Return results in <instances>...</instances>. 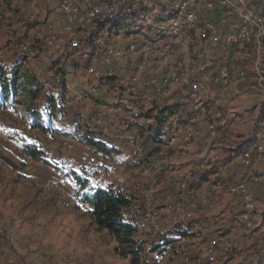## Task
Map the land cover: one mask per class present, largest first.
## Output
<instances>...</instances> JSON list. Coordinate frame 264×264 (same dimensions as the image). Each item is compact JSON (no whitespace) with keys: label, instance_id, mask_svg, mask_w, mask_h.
I'll list each match as a JSON object with an SVG mask.
<instances>
[{"label":"built area","instance_id":"2783aa9c","mask_svg":"<svg viewBox=\"0 0 264 264\" xmlns=\"http://www.w3.org/2000/svg\"><path fill=\"white\" fill-rule=\"evenodd\" d=\"M4 1L0 0L2 44L9 46L12 57L7 60L8 53L0 48L2 66H21L60 101L72 88L60 65H45L46 56L58 63L73 59L78 69L70 72L77 80L105 86L115 94L113 112L123 111L118 129L126 132L109 133L95 108L89 125L78 128L79 135L128 146L131 158L142 167L151 163V157L172 150L177 140L189 141L193 135L205 143L196 157L198 175L216 166L222 179L233 177L225 186L213 184L204 190L192 180L176 183L173 198L166 199L167 229L158 221L160 210L150 195L155 180L139 183L142 206L130 221L137 230L152 229L159 235V248L205 237L203 264H233L234 243L211 229L217 192L226 196V206L233 212L229 229L234 238L250 233V252L264 257V201L254 189L264 177L250 174L256 154L264 152V0H6L7 7ZM104 81L111 83L103 85ZM242 86L250 97L256 93L260 98L251 121L260 130L224 144L229 120L216 110L201 131L196 120L207 118L212 92L225 91L230 97L231 89ZM177 101L188 108L186 123L163 132L166 143L151 137L150 129L134 126L137 115L151 105L175 109ZM91 184L106 187L101 179ZM12 242L11 237L0 236V249L7 251ZM9 258L16 264L14 256ZM69 258L74 262V255ZM156 258L153 254L152 264Z\"/></svg>","mask_w":264,"mask_h":264},{"label":"rangeland","instance_id":"374dc122","mask_svg":"<svg viewBox=\"0 0 264 264\" xmlns=\"http://www.w3.org/2000/svg\"><path fill=\"white\" fill-rule=\"evenodd\" d=\"M4 2L6 7L10 6L6 0ZM2 12L3 9L0 8V23L4 19ZM2 43H4V32L0 29V48L8 53L5 56L8 60L12 57L10 54L12 51L8 45ZM46 58L45 65L49 63L52 66H61L65 79L72 88V91L60 100L64 103V113L61 118L64 124L57 125V128L64 127L65 133L43 135L38 130L29 128L27 117L20 112L23 109L21 106H16L15 110L13 108L0 110V221L4 223V227L0 225V236L13 239V242L6 246L7 251L3 252L0 249V264H12L9 256L16 258V264H129L130 260L123 258L114 249L115 241L107 236L106 232L99 231L92 223L87 206L81 202L78 203L77 198L74 200L77 205L75 213L64 222L54 221L49 224L46 220H42L44 214H54L57 211L54 204L57 189L67 197L78 190L76 184L68 179L65 173L67 170H72V167H76L80 172H85L90 183L91 181L94 183L97 179H101L105 184L112 181V185H118V187L123 186L124 181L128 183V186L131 183L134 186L131 188L133 196L135 193L138 195L136 204L139 208L142 206V196L137 190L138 184H148L154 179L155 184L150 195L154 199L153 206L160 210L158 221L162 223L163 228L167 229L170 213L166 211L168 206L166 199L173 198L175 194L173 186L176 183L195 181L193 174L200 163L199 159L187 157L185 143L180 140L174 142L171 145L172 150L162 156L151 157L149 159L151 163L145 167L131 164L135 161L131 158L130 148L126 145H121L124 151L117 156L119 157L117 161L97 156L91 148L74 137L72 130L89 125L92 115L96 113L95 108H98L101 113L99 118L108 128L109 133L126 132L117 129L116 126L122 118L123 111L113 112V108L116 107L114 104L117 102L115 94L108 91L105 86L90 85L82 78L77 80L73 71L70 72L71 68L78 69L73 59L65 58L58 63L48 56ZM80 81L83 84H80ZM243 87L245 86L233 88L229 92V110L224 114L227 115L231 124L229 123V127L223 134V141L226 144H232L237 137H244L249 133L252 128L253 114L248 112V109L254 104L259 105V96L250 97L246 90L245 92L242 90ZM89 89L99 99V103L83 93ZM236 92L241 96L235 95ZM40 94V98L34 101L37 108L44 106L45 95L48 93L43 88ZM219 103L216 102L218 106ZM243 110L245 112L239 115L238 112ZM190 129L188 128L187 131L189 134L193 132ZM200 129L205 131L203 127ZM19 139L36 141L45 151L44 158L48 164L33 159L25 160V154L19 146ZM63 168L67 170H61ZM56 170L59 172L57 173ZM149 174H153L154 177ZM231 179L229 177L225 181ZM204 189L208 188H202ZM16 203L21 205V209H27V212L18 214V217H23V225L19 223V226L10 227L12 221L16 220L11 215V208ZM226 203V196L222 197L216 192L210 222L214 232L220 231L234 243L230 252L232 263L264 264V257L250 252L249 240H242L241 235L234 238L235 235L229 229L233 212ZM172 215L177 216V211H174ZM137 239L144 241L146 257L150 255L151 258L153 254L159 256L156 258V264H203L204 262L205 237L200 240L190 239L180 246L169 245L160 248L155 246L159 235L153 233L152 229L139 232ZM70 255L75 256L74 262L69 258ZM150 258L147 264H152L153 259Z\"/></svg>","mask_w":264,"mask_h":264},{"label":"trees","instance_id":"16d2710c","mask_svg":"<svg viewBox=\"0 0 264 264\" xmlns=\"http://www.w3.org/2000/svg\"><path fill=\"white\" fill-rule=\"evenodd\" d=\"M60 71L64 75V71L61 69ZM79 83L83 84L82 81ZM110 83V81H104L102 84ZM42 90L43 88L35 76L21 66L9 69L0 63V110L6 108L15 110L16 106H21L23 109L20 112L27 117L29 128L38 130L43 135L65 133L63 131L64 127L63 129L57 128V125L64 124L61 121L64 113V103L62 101L57 100L50 94H46L42 108H37L34 105V101L40 98ZM83 93L96 101V103L100 102L90 89L83 91ZM165 118L166 115L163 113L157 116L156 123L158 128ZM72 134L79 142L106 159L114 158L118 153V149L95 140L88 134L79 135L76 129L72 130ZM151 137L159 143L168 141L166 135H161L157 131L156 133L153 132ZM245 145L247 144L243 143V146ZM20 147L26 157L48 164V161L44 158L45 151L36 141L23 140ZM65 174L68 179H71L76 184L78 189L75 193L76 198L87 205L89 215L97 229L106 232L107 236L115 241L116 246L114 249L116 252L123 258H128L130 260L129 264H147V257L144 254V241L136 238L138 232L136 226L128 222L124 215V212L132 204L131 199L119 188L93 187L85 172L79 173L69 170ZM231 178V180L225 181L221 178L216 166H212L207 172L198 175L197 184L210 182L225 186L233 181L232 176Z\"/></svg>","mask_w":264,"mask_h":264},{"label":"crops","instance_id":"0c3cea01","mask_svg":"<svg viewBox=\"0 0 264 264\" xmlns=\"http://www.w3.org/2000/svg\"><path fill=\"white\" fill-rule=\"evenodd\" d=\"M59 68H61V67L59 66ZM255 96H258V95H256V93H255L251 97L254 98ZM216 102H218V103L220 102L219 103V106H218V104H216ZM209 104L210 105L208 107L209 111H208L207 118L204 119L201 116H199L198 119H197L198 122L196 123V125L199 128L200 127H203L204 128L206 126L207 122L210 121V120H212L214 118V112L216 110H222L223 113H225V112H227L229 110V107H228L229 106V94L228 93H225V91H221V90L215 91L214 93L212 92V94L210 95ZM255 105L256 104L252 105L248 109V112L253 113L255 111V109H254V106ZM219 107H220V109H219ZM187 110H188L187 106L184 105V104H182V103H180V102H178V101L175 102V109H168V108L164 107L163 105L153 104V105L150 106V108L146 112L137 115V117H136V122L137 123L134 124V126H141V127L146 128V129H150V131L155 132V133L157 131V133L163 134V132H165V134H166L171 128H177L179 130V128L182 127V125L184 123H186V119H185L184 113ZM243 112H245V110L238 112V114L239 115L240 114L242 115ZM162 113L164 115H166V118L159 125V128H158L157 127V123H156L157 116L161 115ZM255 114H254L253 118L256 117ZM120 121H121V119H120ZM120 121H119V123H120ZM119 123L116 125L117 127H119L118 126ZM257 127L258 126L253 125V127L250 128L249 133L250 132H254L255 130H260V127H258V128ZM122 131H124V130L122 129ZM23 140L24 139H19V146L22 144ZM104 140L105 141H101V142H104L105 144H108V145H110V146L118 149V153L114 156V158H111V159H113V161H117L118 158H119L117 156H120L122 154V152L124 151V149L121 147L122 144L120 145V143L118 141H109V139H104ZM179 140H180V142L185 143V149L187 150V152H186L187 153V157H190L191 159H196V157L198 156V154L205 147L204 141L201 138L199 139L197 137H194L193 135L191 136V139L188 142L187 141H184L182 138L179 139ZM224 144H226V143L224 142ZM174 149H175V147H174ZM256 155H257V158H256V160H255V162H254V164H253V166L251 168L250 174L251 175H262V177H264V152H258ZM97 156H99V155H97ZM27 159H30V158H28V157L25 156V160H27ZM51 163L52 162H50V164ZM52 164L55 166L54 163H52ZM131 164H137L138 165L137 167L140 166L139 163H136V162H133V161H132ZM44 168H46V166ZM56 168H58V165H56ZM51 170H53V169H51ZM57 170L60 171V169H57ZM61 170H67V168H63ZM72 170L77 171L79 173H82L76 167H72ZM59 171H57V173ZM193 178L195 180L194 182L197 183L198 173L196 172V170H194ZM112 184H113V182L112 181H109L108 184L106 183V187H103V188H109V187L110 188H113V189L119 188V189L122 190V192L126 196H128L131 199L132 204L124 212V215L127 218L128 222L132 221V217H133L134 213L137 212V211H140V209H141L136 204L138 195L135 193L134 196H133V194L131 192V190H132L131 188L132 187L134 188V186H132L131 183H130V186H128V183L126 181H124V184L121 187H118V185H112ZM198 186L200 188H206V187L209 188V187H213V184L212 183H208V182H202ZM254 189H255V192H256L257 197L260 198V199H262V201H264V180L261 183H259V184H255L254 185ZM55 196H56V200H55L54 204H55V207L57 208L56 213H54V214H44L43 219H42V220H46V222L49 223V224L54 223V221H57L59 223H61V221L64 222L65 220H67V218H70L71 217V214L75 213V209L77 207L76 202L74 201L75 198H76V195L74 193L73 194L71 193L70 196L67 197L66 195L64 196L57 189V191L55 193ZM51 197L54 200V195H52ZM66 197L69 198V199H67ZM63 200H64V203H63ZM77 202L80 203L81 201H77ZM60 203H62V204H60ZM82 204H84V203H82ZM84 205H86V204H84ZM20 207H21V205L16 203L11 208V215H13L12 218L13 219H16V220L15 221H12V224L10 225V227L19 226V223H20V225H23L24 224V222L22 221L23 220L22 219L23 217L22 218L21 217H18V214H20L23 211H25V213H26L27 212L26 211L27 209L26 210H23ZM87 209L89 211V208L88 207H87ZM88 214H89V212H88ZM18 221H22V222H18ZM2 222L0 223V225L4 227V223H2ZM92 223H93V221H92ZM147 230H150V228H147L144 231L138 230L137 234L139 232H145ZM240 235H241L242 240L243 239H246V241H248L250 239V237H251V234L250 233H247V234L244 233V234H240ZM243 236H245V237L243 238ZM136 238H137V235H136Z\"/></svg>","mask_w":264,"mask_h":264},{"label":"water","instance_id":"95a60500","mask_svg":"<svg viewBox=\"0 0 264 264\" xmlns=\"http://www.w3.org/2000/svg\"><path fill=\"white\" fill-rule=\"evenodd\" d=\"M0 157H1V154H0Z\"/></svg>","mask_w":264,"mask_h":264}]
</instances>
